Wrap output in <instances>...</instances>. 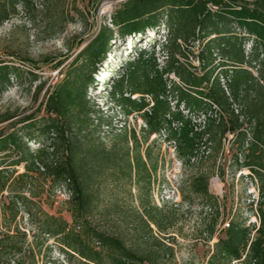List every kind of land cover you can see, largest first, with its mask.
I'll use <instances>...</instances> for the list:
<instances>
[{"label":"trees","instance_id":"1","mask_svg":"<svg viewBox=\"0 0 264 264\" xmlns=\"http://www.w3.org/2000/svg\"><path fill=\"white\" fill-rule=\"evenodd\" d=\"M6 6L0 0V25L9 16ZM162 25L167 32L161 46L163 61L149 35H158ZM127 38L144 41L145 48L134 43L128 51L132 59L120 61L116 75L108 78V98L125 119L139 115L144 123L140 134L125 126L114 129L88 97V89L96 83V66L106 60L112 43L122 40L125 44ZM195 42L196 54L188 50ZM190 53L197 66L180 61L187 60ZM217 57L220 62L215 65ZM21 62L31 63L27 59ZM72 65L43 102L44 116H30L21 128L0 131V195L8 193L0 209L5 227V232L0 230V264H38L37 256L47 240L58 245L68 264H160L161 257L174 259L173 248L158 238L170 235L174 210L153 203L157 164L149 146L143 154L141 147L153 135L164 136L174 143L182 163L190 164L203 140L216 139L221 145L227 133L238 139L239 167L260 182L259 199L254 201L259 224L232 219L220 231L207 264H264V86L249 70L254 69L264 80V0H125ZM22 76L21 68L0 62V93L11 84V77ZM253 83L259 91L246 108L247 121L253 125V142L246 143L242 114L236 113L233 104L247 99ZM194 115L204 116L203 126ZM12 118L7 116L1 122ZM105 125L110 130L103 134ZM30 140H38V148L31 150ZM20 165L22 173L16 170ZM40 180L53 188L66 187L71 222L44 210L47 198L41 201L42 193L35 189ZM102 183L122 189L131 198L136 189L138 206L125 212L114 203L99 211ZM189 190L216 203L209 192L208 175L193 177ZM21 213L33 228L34 244L29 247L28 235L16 225ZM97 213L105 219L112 213L122 214L126 226L138 238L154 241L156 250L128 246L96 222ZM216 224L217 217L208 229V239L215 235Z\"/></svg>","mask_w":264,"mask_h":264},{"label":"rangeland","instance_id":"2","mask_svg":"<svg viewBox=\"0 0 264 264\" xmlns=\"http://www.w3.org/2000/svg\"><path fill=\"white\" fill-rule=\"evenodd\" d=\"M5 2L9 16L0 25V62L21 68L23 76L20 79L11 77V84L0 93V131H10L13 126L14 129L21 128L24 125L23 121L30 116H44L41 106L47 95L64 80L67 72L73 67L72 63L77 54L96 35L100 27L110 24L111 15L125 0H5ZM166 34L164 25L160 26L159 34L156 36L149 32L152 36L150 41L154 39L157 43L156 52L161 61L165 56L161 46ZM132 40L127 38L125 44L122 40L112 43L106 60L96 66V83L88 89V97L103 110L114 129L125 126L135 129L140 134L144 123L139 115L134 114L125 119L122 112L116 109L108 98L111 86V80L108 78L116 75L120 61L130 58L128 51L134 47V43L135 46L145 48L144 41L138 43L136 39ZM150 41L147 42L151 43ZM183 46L186 50V46ZM197 47L195 42L189 44L188 50L196 54ZM22 59L30 60L31 63H23ZM180 61L187 65L190 63L198 65L191 53L187 60L180 58ZM219 62L220 59L217 57L215 65ZM249 70L253 72L258 83L264 86V80L257 72L254 69ZM170 78L182 86L181 81L175 76L171 75ZM258 91L259 87L253 83L247 99L233 104L236 113L242 114L240 119L244 125L241 131L247 135L246 143L253 142V125L247 121L250 115L246 108L250 105V100L257 97ZM7 116L13 118L1 122L2 118ZM193 119L199 126H203V115H194ZM109 130L110 127L105 125L102 132L106 134ZM38 143V140H30L28 145L31 150H35L39 146ZM147 146L153 162L157 164L151 189L153 203L158 207L167 204L174 210L175 215L174 227L168 232L170 235L166 237L158 235L160 242L173 248L174 259L161 257L160 264H207L225 224L238 217L246 220L247 225L258 226L254 201L259 199L260 182L256 177H252L247 169L239 167L240 163L236 159L239 143L236 136L227 133L222 138L221 145H218L216 139L203 140L196 148L195 157L190 164L182 163L174 143L166 141L164 136L156 138L153 135L148 144L141 147L142 154ZM16 170L18 173L24 171L22 165ZM200 174L209 176V192L215 198V204L190 192V180ZM64 188L66 189L65 186L53 188L50 182L43 180L35 185V189L42 193L40 200L45 201L47 198L43 204L44 210L71 222L67 211L68 200H60L56 195L57 190ZM131 192L132 198L122 189L110 188L102 183L99 189V211L114 203H118L125 212L129 211L132 205L136 208L138 203L134 197L138 195V191L133 189ZM7 196V192L0 195V209ZM217 212L220 215L217 216ZM121 216L122 214L117 216L112 213L105 219L97 213L95 220L103 229L119 235L128 246L139 247L140 250H156L157 245L154 241L138 238L136 231L132 227L128 228L121 220ZM216 217L215 235L208 239V229ZM0 222L2 224L0 230L5 232L1 219ZM16 225L28 235V247L34 244L33 228L23 213L17 218ZM37 260L38 264L45 262L68 264L66 258L60 254L58 245L51 240H47L43 245Z\"/></svg>","mask_w":264,"mask_h":264},{"label":"built area","instance_id":"3","mask_svg":"<svg viewBox=\"0 0 264 264\" xmlns=\"http://www.w3.org/2000/svg\"><path fill=\"white\" fill-rule=\"evenodd\" d=\"M152 105V104H151ZM56 195H57V198L58 199H60V200H69V198H70V193L64 188V189H59V190H57L56 191ZM229 225H228V223L227 224H225L224 226H223V228L222 229H225V228H227ZM234 264H237L236 262L234 263Z\"/></svg>","mask_w":264,"mask_h":264},{"label":"crops","instance_id":"4","mask_svg":"<svg viewBox=\"0 0 264 264\" xmlns=\"http://www.w3.org/2000/svg\"><path fill=\"white\" fill-rule=\"evenodd\" d=\"M244 1L252 3L254 0H244Z\"/></svg>","mask_w":264,"mask_h":264}]
</instances>
